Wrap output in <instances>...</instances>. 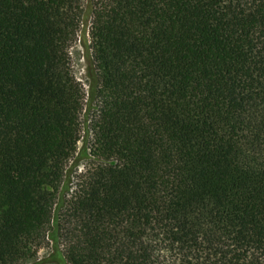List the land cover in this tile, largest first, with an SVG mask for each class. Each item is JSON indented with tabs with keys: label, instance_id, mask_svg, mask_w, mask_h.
<instances>
[{
	"label": "trees",
	"instance_id": "1",
	"mask_svg": "<svg viewBox=\"0 0 264 264\" xmlns=\"http://www.w3.org/2000/svg\"><path fill=\"white\" fill-rule=\"evenodd\" d=\"M47 239L55 264H264V0H0V264Z\"/></svg>",
	"mask_w": 264,
	"mask_h": 264
},
{
	"label": "rangeland",
	"instance_id": "2",
	"mask_svg": "<svg viewBox=\"0 0 264 264\" xmlns=\"http://www.w3.org/2000/svg\"><path fill=\"white\" fill-rule=\"evenodd\" d=\"M89 26H90V19H88L87 22H84L82 24L79 36L75 41V43L73 44V46L71 47L72 70L76 78L82 83L85 89L88 88V84H89V77L87 75L90 64L89 55L91 50L87 48L90 43L88 40ZM84 28H86L85 35L83 34ZM85 125L84 123H82V132H81L82 135H85L86 132ZM83 141L84 139L82 137L81 140L79 141V148L83 145ZM78 151H80L79 154L77 153V155H75V157L68 164V170L70 172L72 171V173H75V169H77V171H80L83 165L89 162V159L85 154H83L82 150H78ZM52 253H53L52 242L47 239L37 253V260H40L45 264H55L54 260H56V262L59 260L58 253L54 254V256H52Z\"/></svg>",
	"mask_w": 264,
	"mask_h": 264
}]
</instances>
